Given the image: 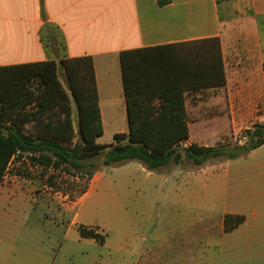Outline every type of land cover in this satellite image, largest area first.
I'll return each mask as SVG.
<instances>
[{
	"label": "crops",
	"instance_id": "1",
	"mask_svg": "<svg viewBox=\"0 0 264 264\" xmlns=\"http://www.w3.org/2000/svg\"><path fill=\"white\" fill-rule=\"evenodd\" d=\"M160 1L162 5L159 0H0V69L91 57L104 134L106 128L127 124L122 52L218 37L225 86L217 94V88H212L206 101L192 107L199 118L187 120L188 128L191 124L204 126L208 118L201 114L223 105L229 107L235 121L247 117L259 120L254 114L255 108L264 104V0ZM199 92L189 94L194 97ZM237 99L245 101L243 109L235 107ZM72 110L77 119L76 109ZM35 111L34 106L22 109L25 113ZM46 119L30 117L24 127L34 132ZM263 149L264 145L245 158L196 172L208 171L218 183L199 187L197 200L205 204L203 213L183 222L181 255L187 264H264V185H238L235 180L229 184L231 172L237 181L247 171L263 172L264 165L253 161ZM186 198L188 201L189 196ZM219 202L223 208L216 215L213 208ZM227 215L243 216L244 221L226 232ZM73 226H77L76 217Z\"/></svg>",
	"mask_w": 264,
	"mask_h": 264
},
{
	"label": "rangeland",
	"instance_id": "2",
	"mask_svg": "<svg viewBox=\"0 0 264 264\" xmlns=\"http://www.w3.org/2000/svg\"><path fill=\"white\" fill-rule=\"evenodd\" d=\"M241 55L238 57L245 58ZM58 76L66 90L65 75L59 70ZM212 93L203 89L198 96H186L188 120L199 118L192 107ZM238 101L235 107L243 109L245 101ZM73 107L71 101V110ZM229 110L223 105L202 113L201 117L208 118L205 125L191 124L190 136L182 145L232 147L244 130L264 123V104L255 108L254 117L260 116L259 120L247 117L235 121ZM72 118L76 131L77 119L73 114ZM127 131L126 122L106 128L97 143L110 145L114 133ZM262 154L264 149L253 161L264 165ZM102 160L103 156H98L85 161L93 166L83 171L70 166L43 169L27 157L11 162L0 184V264H187L181 255V228L186 217L203 213L205 204L197 200V194L200 186L218 183L212 173L197 174L201 168L187 159L178 166L170 163L155 170L137 161L104 167ZM261 169L263 172L247 171L239 181L231 172L229 184L235 180L238 185H264V167ZM88 171L95 173L82 195ZM222 208V202L215 204L214 213L220 214ZM75 217L77 226L72 227ZM79 226L93 229L101 240L81 239ZM194 243L196 247L197 241ZM151 259L154 261H148Z\"/></svg>",
	"mask_w": 264,
	"mask_h": 264
},
{
	"label": "trees",
	"instance_id": "3",
	"mask_svg": "<svg viewBox=\"0 0 264 264\" xmlns=\"http://www.w3.org/2000/svg\"><path fill=\"white\" fill-rule=\"evenodd\" d=\"M120 64L128 131L115 134L110 145L97 143L103 126L91 57L0 69V184L11 162L25 157L43 169L70 166L83 171L93 166L85 161L98 156H103L104 167L137 161L155 170L187 159L203 168L245 158L264 145V123L244 130L232 147L182 145L189 138L185 94L212 88H217V94L225 86L218 37L122 52ZM25 68L31 70L21 72ZM59 70L67 80L66 90ZM71 101L77 113L76 131ZM27 105H34L35 113L22 112ZM33 116L38 121L42 116L47 119L34 132H27L24 126ZM94 173L88 171L82 195ZM243 221V216H225V231ZM77 231L82 239L101 240L91 228L79 226Z\"/></svg>",
	"mask_w": 264,
	"mask_h": 264
}]
</instances>
